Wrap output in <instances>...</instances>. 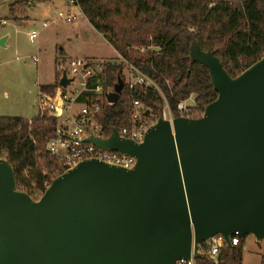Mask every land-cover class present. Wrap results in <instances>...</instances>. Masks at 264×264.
Segmentation results:
<instances>
[{"label":"water","instance_id":"95a60500","mask_svg":"<svg viewBox=\"0 0 264 264\" xmlns=\"http://www.w3.org/2000/svg\"><path fill=\"white\" fill-rule=\"evenodd\" d=\"M189 55L216 93L200 118L159 117L139 144L116 129L83 140L133 168L81 161L34 200L0 159V264H175L216 234L264 241V55L235 77L195 38Z\"/></svg>","mask_w":264,"mask_h":264},{"label":"trees","instance_id":"16d2710c","mask_svg":"<svg viewBox=\"0 0 264 264\" xmlns=\"http://www.w3.org/2000/svg\"><path fill=\"white\" fill-rule=\"evenodd\" d=\"M19 3L33 6L27 0L12 3L8 7L11 17ZM77 5L93 29L120 56L153 80L174 117L178 116L176 104L191 94L202 112L216 98L208 70L190 59L193 38L203 50L214 52L231 77L264 55V0H77ZM150 44L160 50L133 55L132 47ZM123 70L121 64L108 63L104 67L105 87H114L119 79L123 82L118 100L104 105L98 116L106 135L128 122L130 95L150 108L156 118L163 108L155 89L136 87L130 92ZM58 81L56 74L54 83L39 85V91L52 94L59 88ZM54 129L55 118L49 115H36L30 124L22 117L0 116V149L14 169L17 188L30 196L31 183L41 191L43 182L50 184L62 174L54 172L57 162L46 151ZM245 238L239 237L233 249L224 246L219 264H241ZM198 264L205 262L198 260ZM260 264H264V255Z\"/></svg>","mask_w":264,"mask_h":264},{"label":"built area","instance_id":"2783aa9c","mask_svg":"<svg viewBox=\"0 0 264 264\" xmlns=\"http://www.w3.org/2000/svg\"><path fill=\"white\" fill-rule=\"evenodd\" d=\"M65 3L66 10H57L55 12L56 18L65 23H72L78 14L82 13L77 5V0H67ZM49 23V21H43L41 25L46 28ZM4 24L5 21H0V25ZM37 37V30L33 29L28 33V39L31 43H34ZM159 50L160 48L153 44L131 48V51L136 55H143L148 51L158 52ZM117 55V60L66 58L61 55L55 59L59 80L65 74L71 82L66 88L59 86L52 94L39 91L37 116L49 115L55 118V129L52 138L46 144V151L57 162L54 168L56 174L64 173L67 168H73L81 161L92 159L125 169H131L135 165L133 157L118 152L101 150L92 143L83 142L89 136L105 139L111 132L106 135L103 126L98 121V116L104 105H112L107 102L106 95L113 91V87H105L102 78L105 64L123 65L125 84L130 92L136 87H141L143 90L155 89L163 101L161 113L156 118L150 108L133 99L130 95V118L126 124L116 129L120 138L139 144L143 141L147 130L156 123L159 117L171 122L177 117L197 119L202 116L203 112L196 108L195 96L191 94L176 104L178 116L174 117L168 102L153 80L118 53ZM32 59L35 63L38 62L37 57ZM28 122L30 124L31 119H28ZM4 156L5 152L0 149V159H5ZM24 175L25 172L23 171L20 176L24 177ZM31 186H33L32 192L30 191L32 196L34 192L41 196L49 183L43 182L41 191L36 190L32 183ZM230 244L232 247L237 246L239 237L237 235L231 237ZM224 246L226 245L223 236L216 234L196 246V252L200 255L199 259L195 258L191 251L188 260L180 259L175 264H198V260H203L205 264H219Z\"/></svg>","mask_w":264,"mask_h":264},{"label":"rangeland","instance_id":"374dc122","mask_svg":"<svg viewBox=\"0 0 264 264\" xmlns=\"http://www.w3.org/2000/svg\"><path fill=\"white\" fill-rule=\"evenodd\" d=\"M20 1L25 0H0V18L6 21L5 25H0V33L9 34L6 47H0V116L32 119L38 112L39 84H51L55 80L56 45L58 49L63 47L72 58L117 60L118 55L81 14L72 23L56 18L55 11H65L67 0L44 1L46 3L27 0L34 6L27 8L26 4L19 3L11 17L9 5ZM45 19L51 23L43 28L41 24ZM19 20H24L20 26ZM33 29L38 31V37L31 43L28 33ZM34 57L38 58L37 63ZM39 197L34 192L32 198ZM263 255L264 241L257 244L252 236H247L241 264H260Z\"/></svg>","mask_w":264,"mask_h":264},{"label":"crops","instance_id":"0c3cea01","mask_svg":"<svg viewBox=\"0 0 264 264\" xmlns=\"http://www.w3.org/2000/svg\"><path fill=\"white\" fill-rule=\"evenodd\" d=\"M44 3H46V2H44ZM36 5V4H35ZM34 6V5H33ZM32 6V7H33ZM31 8V7H30ZM56 12V11H55ZM82 15V14H81ZM83 16V15H82ZM84 17V16H83ZM27 18V17H26ZM85 18V17H84ZM2 21H5V19H2ZM45 21H49L50 23H51V21L49 20V19H45ZM18 22V25L20 26V25H22L23 23H24V20H19V21H17ZM50 23H49V25H50ZM5 24H6V21H5ZM4 24V25H5ZM48 25V26H49ZM47 26V27H48ZM78 27H76V29H77ZM95 31V30H94ZM96 32V31H95ZM97 33V32H96ZM98 34V33H97ZM102 39H103V37L100 35V34H98ZM1 38H5V41H4V47H1V48H5L6 47V45H7V42H8V40H9V34L8 33H0V39ZM104 40V39H103ZM105 41V40H104ZM106 42V41H105ZM107 43V42H106ZM109 45V44H108ZM110 46V45H109ZM111 47V46H110ZM57 45L55 46V59L59 56V55H61V56H63V57H66V58H72L69 54H68V52L63 48V47H60L59 49L57 48ZM112 48V47H111ZM113 49V48H112ZM84 58H86V59H93V57L91 58V57H84ZM100 59H104V58H100ZM55 81V80H54ZM54 83V82H53ZM53 83H51V84H53ZM51 84H39V85H51ZM23 118V117H22ZM24 119H27V118H24Z\"/></svg>","mask_w":264,"mask_h":264},{"label":"bare ground","instance_id":"6f19581e","mask_svg":"<svg viewBox=\"0 0 264 264\" xmlns=\"http://www.w3.org/2000/svg\"><path fill=\"white\" fill-rule=\"evenodd\" d=\"M248 236H252V235H248ZM246 237H247V236H246ZM252 237H253V236H252ZM253 238H254V237H253ZM256 243H257V244H259L260 242H259V243H258V242H256Z\"/></svg>","mask_w":264,"mask_h":264}]
</instances>
